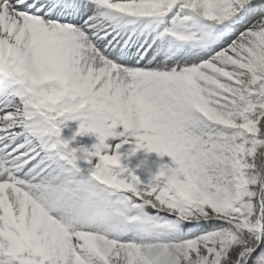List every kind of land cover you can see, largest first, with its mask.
Instances as JSON below:
<instances>
[{"label": "rangeland", "instance_id": "1", "mask_svg": "<svg viewBox=\"0 0 264 264\" xmlns=\"http://www.w3.org/2000/svg\"><path fill=\"white\" fill-rule=\"evenodd\" d=\"M80 1L90 18L118 10L111 22L123 18L129 24L121 38L99 35V30L92 35L125 62H149L150 53L147 47L142 49V42L155 41L157 74L148 92L138 94L133 102H123L107 82L87 79L77 88L82 77L78 67L85 56L75 33L48 26L38 17H19L15 23L13 17L5 19V9L0 8V66L9 73V81L1 87L8 90L14 82L18 98L13 107L27 108L37 125L33 127L36 135H25L18 125L13 126L18 122H13L11 111L0 116L5 119L0 129L6 131L0 135V264L104 261L86 243V232L110 244L108 256L115 252V264H222L226 237L205 239L201 246L196 238L198 221L183 228L160 212L143 210L130 193L115 189L111 179L106 187L100 173L110 170L108 177L116 173L132 180L137 196L136 192L149 190L198 217L205 218L201 210L208 208L214 218L230 220L246 192L236 176L238 152L244 146L235 141L225 153L220 139L207 149L198 144L212 125L238 131L240 141L248 131H264V115L258 114V108L264 111L260 100L264 98V0H179L186 9L200 4L221 15L240 7L244 17L237 12L226 24L216 26L208 19L166 10L159 0ZM253 3L257 8L250 9L248 4ZM10 5L38 8L36 1L29 0H13ZM78 10H71L73 20L82 17ZM135 32L144 37L127 38ZM20 61L29 64L34 77L23 75ZM181 100L185 108L178 110ZM102 112H108L114 127L128 136L122 155L114 151L107 155L102 149L106 129ZM177 113L181 117L176 120ZM35 137V148L50 151L35 160L36 173H27L19 181L8 168L10 158L19 147L31 149ZM98 151L101 163L96 161ZM13 160L25 170L31 164L24 157ZM259 160L264 170V148ZM54 162L66 168V177L58 184L47 182V170ZM220 175L225 182L215 187L217 198L207 207L212 179ZM38 191L47 192L44 201L36 198ZM10 194L25 199L24 210L28 206L45 222L51 221L55 232L33 225L9 203ZM150 199L159 210L160 202ZM177 217L184 219L181 214ZM255 221H261L263 229L264 212L257 213Z\"/></svg>", "mask_w": 264, "mask_h": 264}, {"label": "bare ground", "instance_id": "2", "mask_svg": "<svg viewBox=\"0 0 264 264\" xmlns=\"http://www.w3.org/2000/svg\"><path fill=\"white\" fill-rule=\"evenodd\" d=\"M32 1L37 2L38 8L35 10L24 6L20 8H12L10 1L4 3L1 0L0 8L5 9L4 18L6 19V17H13L15 23L19 17H22L23 19L38 17L39 20L44 21L48 26H53L55 29H67L75 33V37L79 38V42L81 43L80 46L82 48V52L84 51L85 56V59H83L81 65L78 67V74H81L82 77L79 78L77 88L82 87L84 80L87 79L99 81L98 84L107 82L109 83L108 86L112 92H114L115 95L118 96L123 102L136 100V96H138V94L148 92V86L157 74L155 70L157 67V59L155 58V53H153L155 41L148 39L149 42L148 40L146 42H142V49L147 47V53H150L149 62H141V64L140 62H136L131 64L125 62L122 57L115 56L110 49H105L99 44L100 42L98 43V41H94L92 39L93 33L97 30H99V35L109 34L108 36L110 37L117 36L118 38H121L123 35H125V27H127L125 25H129L125 19L119 18V20L111 22L112 17L119 15L118 10L105 12L102 15H94L90 18V14L85 13V6H82V1L80 0H69L68 2L64 0H29L30 3H32ZM91 2L96 3V0H92ZM74 7L79 9L78 11L82 16L80 19L73 20L70 17V12ZM46 10L51 11L45 12ZM57 13L60 15L58 16ZM135 34L136 32L132 34L128 33L127 38L131 39L134 37L138 38L139 36H143L141 32H138V36ZM2 50V42H0V56L2 54ZM22 61L18 62L20 71L23 72L25 77H34L29 64L22 63ZM92 83L93 81L89 83V85L91 86ZM71 86L72 82L67 85V87ZM73 88L76 89L74 86ZM12 90L13 87L10 86L8 90L5 92L1 91L0 93V116L4 112L11 111L10 113L14 118L13 122H18V124H13L14 127L18 125L25 134L36 135V131L33 129V127L37 125H35V122H32L33 116L31 115V111L24 107H13L17 96L15 95V92H12ZM4 122V119L0 120L1 126ZM2 134H4L3 131L0 135ZM37 142L38 139L32 141L31 149L23 146L19 147L15 152L17 153L16 155H12L8 152V149H6L7 154L9 156H13L10 158L8 168L14 177L19 181L26 179V175H28L27 173L30 174L32 171L33 173H36V171H34L35 160L41 157H46V150L43 149V146L35 148ZM3 152L5 154V148L3 149ZM20 157L26 158L27 162L31 161V164L26 167L27 170H25L23 167L21 169L17 161L13 160ZM62 161L65 162V160ZM47 173L49 178L47 182L51 184L57 182L58 184L59 179L66 177V168L63 167L59 162H54L52 167L47 170ZM46 193L47 192L43 193L42 191H38L35 196L39 201H44V196ZM8 200L9 203L15 206L19 213H24L32 221L33 225L36 223V227L38 228L46 230L50 233L55 232L56 227L51 221L45 222L42 219V216H36L31 210H29L28 206H26L24 210V205L27 204L25 203V199H19L17 195L10 194L8 195ZM28 201L31 202V200ZM252 229L260 231V226L258 224L254 225Z\"/></svg>", "mask_w": 264, "mask_h": 264}, {"label": "trees", "instance_id": "3", "mask_svg": "<svg viewBox=\"0 0 264 264\" xmlns=\"http://www.w3.org/2000/svg\"><path fill=\"white\" fill-rule=\"evenodd\" d=\"M176 2L178 3V1ZM171 5L172 3L167 6L170 7ZM176 7L179 9V11L184 13L186 12L182 10V5L178 4ZM195 7L198 11L207 15L211 19L217 21L222 20L220 15L210 11L209 9H204V7H202L200 4H196ZM191 16L194 15L191 14ZM260 100L264 101V98ZM179 104V107L183 108L181 102ZM260 113L264 115L263 109L258 108V114ZM237 132L238 131L227 132L224 127L212 125L203 136L200 146L203 148H208L213 140L220 139L226 153L235 141H240L237 139ZM241 143L244 145V150L240 151L238 154L240 160V170L236 171V176L245 186L246 192L238 205L239 210L230 217L234 220L241 221L249 225L253 223L258 212L257 201L260 188V178L263 169L259 158L260 152L264 148V131L251 130L246 132L245 139H243ZM199 168L202 169L201 166ZM223 182H225L224 175H220L219 177L212 179L209 200L210 203H208L207 207H210L209 205L211 202L214 203L215 199L217 198L215 187ZM159 199L161 200V207L165 211L179 210L180 212L185 213V215L189 218H192L196 215L192 212L183 211L179 206L176 205V202L172 201L171 199L162 200L163 198L161 199V196ZM144 207L148 208L146 205ZM150 211L153 212L152 210ZM203 213L208 217H211L210 213L208 212V208H203ZM222 237L227 238V241L223 243V248L221 251L222 264H233L244 248L252 247L257 243L255 237L251 233L238 229L237 227H234L233 225L226 222L216 220L210 221L209 224H203L201 231L198 233L197 241L201 246H203V240L205 239L218 240ZM90 242H92L93 248L99 252L102 257L106 255L107 249L109 248L107 243H102L100 240H94ZM241 264H264V239L263 243L258 247V249L246 259L242 260Z\"/></svg>", "mask_w": 264, "mask_h": 264}]
</instances>
